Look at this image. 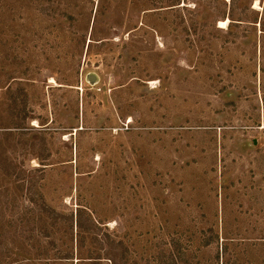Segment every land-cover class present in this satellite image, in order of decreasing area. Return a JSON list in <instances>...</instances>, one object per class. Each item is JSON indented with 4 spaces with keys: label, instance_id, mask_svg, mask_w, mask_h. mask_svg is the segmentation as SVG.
<instances>
[{
    "label": "rangeland",
    "instance_id": "rangeland-1",
    "mask_svg": "<svg viewBox=\"0 0 264 264\" xmlns=\"http://www.w3.org/2000/svg\"><path fill=\"white\" fill-rule=\"evenodd\" d=\"M79 257L264 264V0H0V264Z\"/></svg>",
    "mask_w": 264,
    "mask_h": 264
},
{
    "label": "trees",
    "instance_id": "trees-1",
    "mask_svg": "<svg viewBox=\"0 0 264 264\" xmlns=\"http://www.w3.org/2000/svg\"><path fill=\"white\" fill-rule=\"evenodd\" d=\"M70 220L72 222L73 218H71ZM76 221L78 222L79 228H82V223H81L79 215H78V217H76ZM88 222L90 224L89 226H92V228H97V225L95 224V222L92 219H88ZM83 240H84V238H83ZM49 242L52 245L55 244L54 241H49ZM106 245L108 247L106 249H104V250H105L106 254L111 255L113 253V250H114V241H106ZM39 256H40L39 259L47 260V261L48 260H54V261L57 260V261H61V262H66L67 260H71L72 259V257H71L72 254L69 251H65L63 249H58L56 253H53V255H52L53 257H50V254H49L48 251H46L45 249H42ZM87 258L88 257H85V258L79 257L77 262H79L80 264H95V263H92V262H95V261H93L91 257H89V259H87ZM90 259L92 261H89ZM110 261L114 263V259L113 258H110ZM88 262H91V263H88Z\"/></svg>",
    "mask_w": 264,
    "mask_h": 264
},
{
    "label": "water",
    "instance_id": "water-1",
    "mask_svg": "<svg viewBox=\"0 0 264 264\" xmlns=\"http://www.w3.org/2000/svg\"><path fill=\"white\" fill-rule=\"evenodd\" d=\"M87 79L90 81V83H95L96 82V75L94 73H89L87 75Z\"/></svg>",
    "mask_w": 264,
    "mask_h": 264
},
{
    "label": "bare ground",
    "instance_id": "bare-ground-1",
    "mask_svg": "<svg viewBox=\"0 0 264 264\" xmlns=\"http://www.w3.org/2000/svg\"><path fill=\"white\" fill-rule=\"evenodd\" d=\"M221 24H224V21L220 22Z\"/></svg>",
    "mask_w": 264,
    "mask_h": 264
}]
</instances>
